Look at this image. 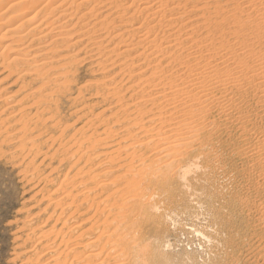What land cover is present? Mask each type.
Wrapping results in <instances>:
<instances>
[{"label":"rangeland","instance_id":"374dc122","mask_svg":"<svg viewBox=\"0 0 264 264\" xmlns=\"http://www.w3.org/2000/svg\"><path fill=\"white\" fill-rule=\"evenodd\" d=\"M13 1L0 0V264H70L71 261V264H82V262L86 264L84 256L88 251L81 249L80 252L73 254L71 249L72 246L79 245V243L81 246L84 245V242L91 236L92 239H90L93 243L98 241L94 243L97 245L93 250L96 252L100 250V258H106L109 262L118 261L117 263H119V260L126 261L128 259L127 262H124L125 264L128 262L129 264H264V212L262 211L264 210V166L263 168L262 165L258 167L254 155L256 152L249 151L255 146L259 149L264 148V97H261L260 100L252 87H243L244 89H241L242 97L231 107L234 118L231 117L227 121L223 117L219 118L217 131L212 132L209 136L204 132L205 137L195 139L197 144L194 140L187 144L186 147L189 149L186 147L174 151L173 148L169 149L167 153L175 158V160L173 158V163L157 160L156 151L159 146L153 142H156L157 137L154 135V131L152 133H154L155 140L147 146L145 144L142 146L141 142L148 140L146 137L151 132L149 131L151 126L158 132H162L163 129L167 131L168 127H171L169 121L173 123L174 118L171 114L169 116L165 114V108H162L160 102L157 105L147 100L154 97L155 92L159 93L162 89L161 85L155 84V87L151 88L153 84H149L151 89L147 87L145 92H142L144 88L140 89L143 82L147 84L145 80L148 82L149 78L158 72L153 66V59L143 61V55L139 60L133 57L143 48L132 50L130 54H120V51L105 52L114 46L119 38L125 39L128 36L123 32L118 35L119 37L111 38L120 30L118 26L124 23L121 22L122 18L116 17L122 8H116L114 5L103 7V3L101 4L99 1L104 2L105 0H91L78 8L75 4L70 5V0L67 2L73 6L69 8V11L73 10L71 13H74L71 14L73 19L66 24L62 22L64 21L63 18L55 19L58 10L53 13L51 12L53 6H44L46 0H41L43 4L45 3L43 6L41 2H37L40 0L32 1L38 3L37 5L29 0H17L22 2L21 5L17 4V6L12 7ZM131 1L123 0L120 3L126 6ZM248 1L188 0L186 2V0H181L178 12L186 11L187 14H184V18L179 19V22L177 21L173 24L174 26H171L172 30L174 28L176 30L173 36L175 34L178 36L175 39L178 41L177 47L180 51L175 50L176 56L174 53L170 56L168 53L165 54L167 61L169 58V62H171L173 58L170 57L174 56L177 57V60L186 62L188 57L192 59L193 56L199 57L201 54L210 56L208 58L210 61L212 55L217 54L218 68L221 71L226 66L235 68V75L238 73L237 78L241 80L245 73H250L252 70L250 67H253L256 57L258 59L262 52L264 53V23L262 19H259L262 22L259 21L261 22L260 28L257 29L252 21L258 18V10L264 6V0H262V4L258 0H250L249 3ZM251 4L258 6L259 9L254 10ZM220 5L225 9L221 11ZM93 6L94 8L97 7V10L93 9L90 12V15L86 17L89 20L80 18L86 9ZM137 6H139V2H136L131 10ZM34 7H37V10ZM45 7L48 12L42 11ZM183 7L185 8L183 9ZM38 8L40 9L38 10ZM28 11L29 13H27ZM96 11H99L98 14ZM202 12L204 16L212 12L213 15L209 14V16L204 17ZM38 13L39 15H37ZM92 14H96V16ZM33 15L35 20H31V22L38 21L37 30L28 34L26 38L19 39V34L23 31L29 33L27 29L32 25L30 17ZM144 15L134 14L133 18L126 14V18L124 16L122 21L126 20L125 22L137 25V20L140 21ZM212 18L213 20L210 22L209 20ZM220 18H222L223 23ZM101 19L104 21L103 26L100 25L101 21L99 20ZM85 20L91 23L97 22V26L93 27L92 30L101 28L100 31L98 30L102 35L100 39L98 38L101 40L102 47L100 49L108 45L107 50L106 48L105 51L103 50L104 53L100 50L98 53L96 51L95 54L90 52L94 40L89 38L92 30L88 34L85 32L87 28L91 27V24L88 27L85 26ZM110 20L111 22H109ZM191 20L193 23H190ZM61 22L64 24L62 25ZM190 24L191 26L194 24L192 27L195 28H191ZM106 25L108 26L107 29L105 28ZM177 26L178 28H176ZM211 27L215 28L212 29ZM48 28L55 29L49 30ZM178 30L182 33L181 35ZM179 36L182 37L180 41ZM98 39L95 38V40ZM110 39L111 41L108 42ZM180 43L185 47L182 48L183 45L181 46ZM16 47H25V50L29 48L27 51L29 55H21L23 61L25 58L28 60L25 61L24 65L26 64L25 66L29 70L25 71L24 74L21 72L19 74V67L15 68V65L20 66L21 64L10 63L13 55L10 50ZM195 50L196 52H194ZM161 56L159 55V59L162 58ZM183 57L186 59H184L185 61L182 60ZM177 60L174 58V62L172 61L175 69L179 70V68L185 67L187 62L180 67L181 64L178 65ZM234 61H238L237 64ZM139 62H143L142 72H140L142 80L138 79V76L134 77L135 73L132 69V65ZM36 64L38 68L44 66V69H37ZM130 67L133 71H128ZM154 69L155 74H152ZM159 76H163V74L161 73ZM166 80L164 81L166 86L176 84L170 79ZM136 81L139 83L137 84ZM259 95L261 94L259 93ZM217 96L219 95L217 94ZM147 111H153V113L150 114ZM152 115L155 116V121L152 119ZM170 116L173 121L170 120ZM141 119L146 120H142V123ZM149 121L151 123L148 125ZM161 122L166 124L160 125ZM142 124L145 128L142 127ZM243 128L244 133H239ZM143 132L145 133L143 134ZM209 138L210 140H207ZM208 142H211V145H208ZM253 144L254 146H252ZM191 146L192 148H190ZM241 149L244 150L241 151ZM212 150L215 152L213 153ZM245 152L246 154L250 152L249 155L253 154L254 156H247ZM204 153H206L205 158ZM195 154H200L198 160H189L185 163L187 157ZM176 155L182 156L181 159ZM141 157H145L146 160L141 159ZM176 162L178 165L175 164ZM162 165L163 168L159 167ZM137 166H142L141 168L144 169L146 167V171L143 169L142 172L136 171ZM140 167L138 170L141 169ZM125 168L130 171L126 172ZM147 168L150 169L147 170ZM181 168L189 170L184 178L177 174ZM133 172L135 174L131 177L130 174ZM157 173L158 175H156ZM125 174L128 179L127 177L124 178ZM133 176L139 178L135 180ZM130 177L133 178L134 183L130 182ZM101 181L106 186L100 184ZM124 183L126 187H124ZM129 183L133 184L130 188L128 187ZM101 186H104L102 187L104 190L101 189ZM119 186L121 188L117 189ZM107 187L109 188L106 189ZM127 187L129 189L123 190ZM117 191L130 193L128 195L126 192L125 196L123 194L125 192H122V196H120L117 195ZM113 193L118 196H114L115 198L121 197V199H116L119 200L118 202L112 198ZM132 194H136L137 197H135L136 195L132 196ZM106 195L109 199L107 201L106 199L105 201L102 200ZM138 196L142 199L139 200ZM127 200V203H123L128 204L130 201L133 203L130 202V205L127 206L124 204L128 208L125 210V207L119 204ZM134 200L138 202L136 203ZM111 203H114L115 207L110 205ZM99 204L100 206H98ZM102 206L104 210H102ZM112 208L113 211H111ZM116 210L120 220L116 218ZM129 210L131 216L128 214ZM122 211L125 214H122ZM107 213L109 214L107 215ZM103 220L105 221L103 222ZM117 221L120 223L119 228H116L118 226ZM107 222H109L108 225ZM114 226H116L117 231H120L119 233L113 228ZM112 229L115 232L113 234ZM103 233L106 234L103 235ZM127 236L134 237L131 239ZM96 237H101V240H96L98 239ZM113 237L115 240L111 239ZM106 239H110L112 242L109 244V240ZM123 239L127 242L125 243ZM74 242L76 244L73 245ZM101 242L105 243V247L108 246V248L105 249ZM119 243L121 248L123 247L121 250ZM127 244L130 250H127ZM101 247L104 249L103 251ZM105 250L107 253L112 250L111 257L107 256ZM115 250L117 252L120 250L122 254H125L124 258L120 252L115 253ZM88 262L87 264H93L94 261Z\"/></svg>","mask_w":264,"mask_h":264},{"label":"bare ground","instance_id":"6f19581e","mask_svg":"<svg viewBox=\"0 0 264 264\" xmlns=\"http://www.w3.org/2000/svg\"><path fill=\"white\" fill-rule=\"evenodd\" d=\"M26 1V0H25ZM31 3H33L34 2V0H29ZM33 1V2H32ZM70 1V0H46V1H44V2H46V5H44L42 2H41V0L40 1H37V2H41L42 3V6L44 5V6H49V5H51V6H53V7H51L52 9H51V12H53L54 13V11H56V10H58V14H57V17L55 18L56 20L57 19H59V18H63L64 19V21H62V22H64V23H66L67 24V22H69V21H71L73 18H71V17H73V16H71V14H73V13H71L72 11L70 10L69 11V8H72V6H70L71 4H75L76 5V7H78V8H80V7H82V6H84V5H86L89 1H91V0H71L70 2H69V4H68V2ZM123 0H105L104 2L103 1H99V2H101V4L103 3V7H111V6H113L114 5V7H116V8H119V7H121L122 9H121V11H120V13H117L116 14V17L117 18H119V19H123V17L126 15V14H129L130 16H132L133 18H134V14H137L138 16H140V15H143V14H145L143 17H142V19H140V21H138L137 20V22H136V24L137 25H133V23H128V22H125L124 20L122 21V19H121V22H124L122 25L120 24L118 27L120 28V30H121V32H117V33H115L114 35H112V37L111 38H113V37H116V36H118V35H120V34H122L123 32H125L128 36L127 37H125V39H122V37H121V39L119 38V41H116L114 44V46H112L111 48H108L107 46L108 45H106V46H104V48H101L100 49V47H102L101 46V40H99L100 38H101V33L99 32L100 30H101V28L100 29H98V28H94V30H92L93 29V27H95V26H97V22H90V21H87L86 22V20H89V19H87L86 17H88L89 15H90V12L91 11H93V9H96L97 10V7H95L94 8V6L93 7H90L89 9H86L81 15H80V18H86V20H85V26H87L88 27V25L89 24H91V27H89V28H87L86 29V34H88V32L90 31V30H92V32H90L91 33V35H89V38H90V40H94V41H92V46H91V49H90V52H92V54H95V52L97 51V53H98V51L100 50V52H103V50L107 47L108 48V50H107V48H106V50L107 51H105V52H109V51H112V52H115V51H120L119 53L120 54H122V53H131V51L132 50H136V49H140V48H143L139 53H135L134 54V58H136L137 60H139L140 58H141V56L143 55V57H144V59H143V61H147L148 59L150 60V59H153V66H155L154 68L155 69H157V71L158 72H160V74L162 73L163 74V76H159L160 74H158L157 75V73L155 74V69H154V72H152V74L154 73L155 75H153L152 77H150L149 78V80H148V82L145 80V82L147 83V84H144V82H143V84L140 82V84H142V86L140 87V85H138L139 87H140V89H143L144 88V91H142V92H145V90H147V87L149 88L150 86H149V84L151 85V84H153V86L151 87V88H154L155 86V84H157V85H161V87H162V89L159 91V93H157V92H155L156 94H154V97H150V98H148L147 100L148 101H150L152 104H154V103H161L162 104V108L164 109L165 108V114H168L167 116H169L170 114L172 115V117L174 118V121L172 120V118H171V116L169 117L170 118V120L171 121H173V123H170V121H169V124L171 125V127H168V129H167V131H164V129L162 130V132L161 131H157L156 129H154V127H150L151 128V130H149V131H151V132H149L150 134L146 137V139H148V140H145V141H143V142H141V144H142V146H143V144H145L146 146H147V144H149V143H151L153 140H155V136H157L156 137V142L155 141H153L157 146H159L158 148H157V151L156 150H154L153 149V151H156L155 153H156V155L158 156V158H157V160H162V161H165L166 163L167 162H170L171 161V163H173L172 161H174L175 160V158H174V160H173V158H172V156H170V154H168L167 153V151L170 149H172L173 151L175 150V149H184L183 147H186L187 146V144H190L189 142L191 141L192 142V140H194L195 141V143L197 142L195 139L197 138V139H201V137H205L206 136V134H204V132H206L207 133V135L209 136V135H211L212 134V132H215V131H217V128H218V126H219V123H218V119L219 118H224V119H226V121H227V119H229V118H234L235 116L233 115V113L231 112V107H233L234 105V103L235 102H237L241 97H242V91H241V89L244 87H252L253 88V91H255L257 94H256V96H257V98H261V97H264V53L262 52V54H261V56L257 59V57H256V60H255V62H253V67H250V69H252L251 71H250V73L248 72V70H247V72L248 73H245L244 75H243V77H242V79L241 80H239L238 78H237V75H238V73H237V75H235V68H229V67H225L224 69H222V71L218 68L219 67V64H217L218 63V60H217V54H215V55H212V57H211V60L209 61L208 60V58H210V56L209 57H207V56H203L202 54H201V56H199L198 54V56L199 57H197V56H193L192 57V59L190 58V57H188L187 55H186V57H188V60L186 61V62H182L181 60H177L176 58L177 57H174V56H176V53H175V50H177L178 49V52L180 51L179 50V48L177 47L178 46V41H177V39H175L176 37H178L176 34V36L174 37L173 36V33H174V31H176V30H172V28H171V26H174L173 24L174 23H177V21L179 20V19H182V18H184V14L186 15L187 13H185V12H178V10H179V5H181V0H176V1H174V0H132L130 3H127L126 4V6H124L122 3H120V2H122ZM212 1V0H211ZM214 1V0H213ZM219 1H221V0H219ZM245 1V0H244ZM250 1V0H249ZM249 1H248V3H249ZM254 1V0H253ZM253 1H251V2H253ZM259 1H261L260 2V4H262L263 2H262V0H258V2ZM2 2V1H1ZM6 2V1H5ZM29 2V3H30ZM66 2H67V6H66ZM136 2H139V6H137L135 9H133V10H131V7L136 3ZM186 2H188V0H186ZM216 2H218V1H216ZM225 2V1H224ZM250 2V3H251ZM21 3L22 2H19V1H17V0H14L13 2H12V4H11V6L12 7H15L14 5H16L17 6V4H20L21 5ZM36 3V2H35ZM35 3H33V4H35ZM184 3V2H183ZM215 3V2H214ZM38 3H36L35 5H37ZM96 4V3H95ZM100 4V5H101ZM211 4H213V3H211ZM217 4V3H216ZM219 4V3H218ZM8 5V4H7ZM227 5V4H226ZM258 5V4H257ZM99 6V5H98ZM185 6V5H184ZM205 6H206V4H205ZM215 6V5H214ZM219 6V5H218ZM221 6V5H220ZM263 6V5H262ZM10 7V6H9ZM46 7H45V9H42V11L43 10H45V12H48V11H46ZM209 7V6H208ZM222 7V6H221ZM249 7V6H248ZM251 7L253 8L254 7V10H258L259 8H258V6H252V4H251ZM260 7V6H259ZM33 8V7H32ZM35 8V7H34ZM37 8V7H36ZM35 8V10H37ZM44 8V7H43ZM92 8V9H91ZM115 8V9H116ZM180 8H181V6H180ZM185 7H183V9H184ZM241 8V7H240ZM40 8H38V10H39ZM208 9V8H207ZM212 9V8H211ZM210 9V10H211ZM215 9H217V8H215ZM214 9V10H215ZM220 9V8H219ZM224 9H225V7H224ZM223 9V7L221 8V11L222 10H224ZM27 10H29V8H27ZM48 10V9H47ZM105 10V9H104ZM209 10V11H210ZM218 10V9H217ZM233 10H234V8H233ZM41 11V10H40ZM41 11V12H42ZM101 11V10H100ZM189 11V10H188ZM204 11V10H203ZM213 11V10H212ZM241 11V10H240ZM239 11V12H240ZM255 11V12H256ZM259 11V13L257 14V16H258V18H256V19H253L252 21L255 23V27H257V29H259L260 28V26H259V24L263 21V23H264V6L263 7H261V9H259L258 10ZM51 12H49V14H51ZM75 12H76V9H75ZM97 12V11H96ZM99 12V11H98ZM98 12L96 13V14H98ZM116 12H119V11H116ZM208 12V11H207ZM214 13H215V11H213ZM213 12L212 13H208V15H205L206 17L207 16H209V14L211 15H213ZM218 12V11H217ZM224 12V11H223ZM222 12V13H223ZM9 13V12H8ZM15 13V12H14ZM23 13V12H22ZM27 13H29V11L27 12ZM169 13V15L167 16V14ZM10 14V13H9ZM43 14V13H42ZM45 14H47V13H45ZM96 14H94L95 16H96ZM202 14H203V12H202ZM219 14H221V13H219ZM34 15H35V13H34ZM33 15V16H34ZM37 15H39V13L37 14ZM44 15V14H43ZM93 15V14H92ZM93 15V16H94ZM216 15L218 16V14L216 13ZM229 15V14H228ZM240 15V14H239ZM33 16H31L29 19H30V22H31V20H35V16L33 17ZM203 16H204V14H203ZM204 16V17H205ZM215 16V15H214ZM213 16V17H214ZM250 16V15H249ZM5 17V16H4ZM136 17V16H135ZM173 17H175V18H173ZM220 17V16H219ZM218 17V18H219ZM224 17V16H223ZM247 17V16H246ZM7 18V17H6ZM36 18H37V16H36ZM92 18V17H91ZM125 18H126V16H125ZM137 18V17H136ZM185 18H188V17H185ZM195 18V17H194ZM199 18V17H198ZM217 18V17H216ZM226 18V17H225ZM225 18H223V19H225ZM231 18V17H230ZM9 19V18H8ZM54 19V20H55ZM79 19V18H78ZM114 19V18H113ZM205 19V18H204ZM207 19V18H206ZM205 19V20H206ZM221 19V21H222V23H223V20H222V18H220ZM259 19H262V21L261 20H259ZM2 20H3V18H2ZM5 20V19H4ZM75 20V19H74ZM79 20H81V19H79ZM188 20H190V19H188ZM187 20V21H188ZM209 20V19H208ZM213 20V18L212 19H210L209 21L211 22ZM214 20H216V19H214ZM218 20V19H217ZM99 21H101V23H100V25L101 26H103L104 25V21H102V19L101 20H99ZM136 21V20H135ZM182 21V20H181ZM186 21V20H185ZM184 21V22H185ZM227 21V20H226ZM259 21H261V22H259ZM33 22H35V21H33ZM33 22H31L32 23V27L30 26V28H28L27 30H29V33L28 32H25V31H21L22 33L21 34H19V39H22V38H26L27 37V35L28 34H30L31 32H33L34 30H37V28H38V25H37V22H35L34 24H33ZM47 22V21H46ZM45 22V23H46ZM62 22H61V24H62ZM109 22H111V20L109 21ZM108 22V23H109ZM179 22V21H178ZM189 22V21H188ZM192 22V20L190 21V23ZM195 22H196V20H195ZM202 22H203V24H204V21L202 20ZM207 22V21H206ZM210 22H208V23H210ZM219 22H220V20H219ZM218 22V23H219ZM241 22H242V20H241ZM52 23V22H51ZM63 23V24H64ZM107 23V24H108ZM181 23V22H180ZM193 23V22H192ZM197 23H199L198 22V20H197ZM197 23H196V25H197ZM207 23V24H208ZM213 23V22H212ZM216 23V22H215ZM221 23V22H220ZM262 23V24H263ZM3 24V23H2ZM62 24V25H63ZM52 25V24H51ZM185 25V24H184ZM194 25V24H193ZM192 25V26H193ZM195 25V26H196ZM67 26V25H66ZM169 26V27H168ZM180 26H181V24H180ZM180 26H179V28H180ZM189 26H191V24L189 25ZM191 26V28H195V27H192ZM207 26V25H206ZM209 26H210V24H209ZM212 26V25H211ZM49 27H50V25H49ZM59 27V26H58ZM61 27V26H60ZM108 28V26L106 25L105 26V28ZM181 27H183V26H181ZM188 27V26H187ZM197 27V26H196ZM45 28V26L43 27V29ZM62 28V27H61ZM65 28V27H64ZM106 28V29H107ZM118 28V29H119ZM176 28H178V26L176 27ZM185 28V27H184ZM207 28V27H206ZM212 29L213 28H215V27H211ZM217 28H218V26H217ZM216 28V29H217ZM221 28H222V25H221ZM47 29V28H46ZM49 30L50 29H53V28H48ZM55 29V28H54ZM53 29V30H54ZM117 29V30H118ZM181 29V28H180ZM188 29V28H187ZM25 30V29H24ZM99 30V31H98ZM182 30V29H181ZM211 30V29H210ZM48 31V30H47ZM52 31V30H51ZM179 32L178 33H180V30H178ZM183 31H184V29H183ZM215 31V30H214ZM217 31V30H216ZM222 31V30H221ZM19 32V31H18ZM49 32V31H48ZM62 32V31H61ZM70 32V31H69ZM96 32H97V34H96ZM185 32V31H184ZM211 32V31H210ZM20 33V32H19ZM36 33V32H35ZM60 33V32H59ZM177 33V32H176ZM191 33H193V32H191ZM46 34V33H45ZM84 34V33H83ZM182 33H180V35H181ZM36 35V34H35ZM185 35V33L183 34V36ZM2 36V35H1ZM61 36V35H60ZM64 36V35H63ZM84 36V35H83ZM105 36V35H104ZM104 36H103V38H104ZM204 36H206V35H204ZM106 37V36H105ZM119 37V36H118ZM207 37V36H206ZM1 38V37H0ZM3 38V37H2ZM95 38H99L98 40H95ZM117 38V37H116ZM127 38V39H126ZM179 41L181 40V38L182 37H180L179 36ZM186 38V37H185ZM190 38V37H189ZM208 38V37H207ZM212 38V37H211ZM216 38V37H215ZM224 38V37H223ZM82 39V38H81ZM187 39V38H186ZM209 39V38H208ZM53 40V39H52ZM104 40V39H103ZM190 40H191V38H190ZM197 40V39H196ZM20 41V40H19ZM80 41V40H79ZM109 41H111V39L110 40H108V42ZM189 41V40H188ZM209 41H211V39H209ZM88 42V41H87ZM107 42V43H108ZM185 42V41H184ZM190 42V41H189ZM188 42V43H189ZM212 42V41H211ZM182 43V42H181ZM180 43V45L182 46L183 44H181ZM186 43V42H185ZM193 43V42H192ZM214 43V42H213ZM261 43V42H260ZM10 44V43H9ZM104 44V43H103ZM187 44V43H186ZM212 44V43H211ZM194 45V44H193ZM214 45V44H213ZM39 46V45H38ZM180 46V47H181ZM189 46V45H188ZM195 46V45H194ZM215 46V45H214ZM7 47V46H6ZM5 47V48H6ZM183 47H185L184 45L182 46V48ZM190 47V46H189ZM200 47H201V45H200ZM236 47V46H235ZM9 48V47H8ZM12 48V47H11ZM25 47H23V48H15V49H13V50H10V52L11 53H13V55H12V57H11V59H10V63H13V64H21L20 66L18 65V66H16L15 65V68H18V70H19V74H20V72L21 73H25V71H27V70H29V68L27 67V66H25L24 65V63H25V61H28L25 57V61H23V57L21 56V55H24V56H26L25 54H28V50H29V48L27 49V50H25L24 49ZM118 48H120L119 50H118ZM182 48H181V51H182ZM186 48H187V45H186ZM194 48V47H193ZM196 48V47H195ZM199 48V47H198ZM209 48V47H208ZM50 49V48H49ZM82 49V48H81ZM202 49H203V47H202ZM201 49V50H202ZM232 49V48H231ZM87 50V49H86ZM191 50V49H190ZM205 50V49H204ZM187 51V50H186ZM199 51V50H198ZM208 51H209V49H208ZM207 51V52H208ZM100 52H99V54H100ZM187 52H189V51H187ZM194 52H196V50L194 51ZM203 52V51H202ZM206 52V51H205ZM210 52V51H209ZM256 52V51H255ZM254 52V53H255ZM104 53V52H103ZM110 53V52H109ZM118 53V52H117ZM169 54V56L172 54V53H174L175 55L173 56V57H170V58H173L172 59V61L174 60V58H175V60H177L179 63H177L178 65L179 64H181L180 65V67L182 66V64H185L186 63V65H185V67H183V68H179V70H177V69H175L174 67H175V65L173 66V63H172V61L171 62H169V58H168V61H167V56H165V54ZM183 53V52H182ZM182 53H180L181 54V56H182ZM197 53H199V52H197ZM179 54V53H178ZM190 54V53H189ZM192 54V53H191ZM213 54V53H212ZM252 54V53H251ZM29 55V54H28ZM36 55V54H35ZM74 55V54H73ZM119 55V54H118ZM149 55H151V56H149ZM153 55V56H152ZM159 55H162L161 57L162 58H160L159 59ZM193 55V54H192ZM196 55V54H195ZM209 55V54H208ZM235 55V54H234ZM256 55V54H255ZM259 55V53L257 54V56ZM91 56V55H90ZM147 56H149V57H151V58H149V57H147ZM168 56V57H169ZM178 56V55H177ZM73 57V56H72ZM99 57V56H98ZM179 57H180V55H179ZM185 57V56H184ZM183 57V59L182 60H184L185 58ZM232 57V56H231ZM132 58V57H131ZM181 58V57H180ZM189 58H190V60H189ZM229 58V57H228ZM49 59V58H48ZM54 59V58H53ZM92 59V58H91ZM135 59V60H136ZM179 59V58H178ZM244 59V58H243ZM46 60V59H45ZM51 60V59H50ZM74 60V59H73ZM186 60V59H185ZM184 60V61H185ZM41 61V60H40ZM44 61V60H43ZM133 61V60H132ZM215 61H217V62H215ZM245 61V60H244ZM243 61V62H244ZM42 62V61H41ZM76 62V61H75ZM174 62V61H173ZM235 63L236 62H238V61H234ZM240 62V61H239ZM120 63V62H119ZM143 63V62H142ZM142 63H135L136 65H132L133 67H132V69H134V71L133 70H131V67L129 68V70L128 71H133L132 72V74H134L133 76L134 77H136V76H138V79L140 78V72H142L141 71V66H143L142 65ZM145 63V62H144ZM191 63V64H190ZM235 63H234V65H235ZM242 63V62H241ZM240 63V64H241ZM23 64V65H22ZM108 64V63H107ZM117 64V63H116ZM123 64H124V62H123ZM134 64V63H133ZM237 64V63H236ZM239 64V65H240ZM65 65V64H64ZM63 65V66H64ZM244 65V64H243ZM8 66V65H7ZM25 66V67H24ZM36 66H37V64H36ZM41 66H43V65H41ZM177 66V65H176ZM31 67V66H30ZM44 67V66H43ZM38 68V66L36 67L37 69H44V68ZM107 67V66H106ZM240 67V66H239ZM238 67V68H239ZM35 68V67H34ZM125 68V67H124ZM9 69V68H8ZM108 69H110V68H108ZM146 69H148V68H146ZM174 69V70H173ZM33 70V69H32ZM48 70V69H47ZM46 70V71H47ZM104 70V69H103ZM121 70V69H120ZM143 70V69H142ZM16 71H17V69H16ZM37 71V70H36ZM44 71V70H43ZM2 72V71H1ZM68 72V71H67ZM252 72V73H251ZM128 73V72H127ZM145 73V72H144ZM151 73V72H150ZM221 73V74H220ZM222 73H224V75H222ZM27 74H28V72H27ZM45 74V73H44ZM141 74H143V73H141ZM239 74H240V72H239ZM150 75V74H149ZM148 75V76H149ZM52 76V75H51ZM114 76V75H113ZM130 76V75H129ZM132 76V75H131ZM147 76V77H148ZM19 77V76H18ZM38 77V76H37ZM42 77V76H41ZM39 78V77H38ZM50 78V77H49ZM142 78V77H141ZM140 78V79H141ZM57 79V78H56ZM55 79V80H56ZM115 79V78H114ZM137 79V80H138ZM166 79H170V81H172V82H175L176 84H171L170 86H166V84H165V80ZM120 80H121V78H120ZM142 80V79H141ZM139 81V80H138ZM167 81V80H166ZM162 82H164V83H162ZM136 83L138 84L139 82H137L136 81ZM167 83H168V81H167ZM86 84V83H85ZM84 84V85H85ZM165 84V85H164ZM170 84V83H169ZM132 85V84H131ZM90 86V85H89ZM136 87H137V85H136ZM160 87V86H159ZM160 87V88H161ZM151 88H149V89H151ZM243 88V89H244ZM36 90V89H35ZM127 90V89H126ZM34 91V90H33ZM114 92V91H113ZM110 93V92H109ZM108 93V94H109ZM116 93V92H115ZM125 93V92H124ZM150 93V92H149ZM259 93L261 94V95H259ZM217 94L219 95V96H217ZM245 95V94H244ZM9 96V95H8ZM151 96V95H150ZM149 97V96H148ZM131 98V97H130ZM146 98H147V96H146ZM262 99V98H261ZM260 99V100H261ZM143 101H145V100H143ZM142 101V102H143ZM264 101V100H263ZM121 103V102H120ZM138 104V103H137ZM140 104H141V102H140ZM149 105H150V103H148ZM155 104V105H156ZM158 105V104H157ZM236 105V104H235ZM239 105V104H238ZM111 106V105H110ZM109 106V107H110ZM159 106H160V104H159ZM158 106V107H159ZM151 108H152V105H151ZM157 108V107H156ZM159 108H161V107H159ZM158 108V109H159ZM150 109V108H149ZM155 109V108H154ZM147 110V109H146ZM153 110V109H152ZM160 110V109H159ZM235 110V109H234ZM104 111V110H103ZM157 111V110H156ZM242 111V110H241ZM131 112V111H130ZM144 112H145V110H144ZM150 112V114H152L153 113V111L151 112V111H147V113H149ZM115 113V112H114ZM158 113V112H157ZM138 114V113H137ZM159 114V113H158ZM163 114V113H162ZM165 114H163V115H165ZM144 115H145V113H144ZM143 115V116H144ZM147 115H149V114H147ZM96 116H97V114H96ZM117 116V115H116ZM150 117V116H149ZM152 119L154 120L155 118V116H153L152 115ZM163 117V116H162ZM151 118V117H150ZM149 118V119H150ZM165 118H167V117H165ZM146 119H147V116H146ZM146 119H141V122H142V120L143 121H145ZM159 119H160V116H159ZM167 120V119H166ZM218 120V121H217ZM220 120H222V119H220ZM243 120V119H242ZM155 121V120H154ZM157 121H159V120H157ZM163 121L165 122V119H163ZM162 121V122H163ZM129 122V121H128ZM138 122H140L139 120H138ZM161 122V124L160 125H162L163 123ZM238 122V121H237ZM134 123V122H133ZM137 123V122H136ZM143 123V122H142ZM149 123H151L150 121L148 122V125H149ZM227 123V122H226ZM135 124V123H134ZM141 124V123H140ZM166 124V123H165ZM165 124H163V125H165ZM153 125V124H152ZM139 126V125H138ZM144 126V124H142V127ZM154 126V125H153ZM159 126V125H158ZM173 126V127H172ZM240 126H241V124H240ZM156 127V126H155ZM249 127V126H248ZM124 128V127H123ZM129 128V127H128ZM141 128V127H140ZM139 128V129H140ZM143 128H145V127H143ZM158 128V127H157ZM240 128V127H239ZM147 129V128H146ZM246 129V128H245ZM159 130V129H158ZM166 130V129H165ZM113 131V130H112ZM137 131V130H136ZM135 131V132H136ZM152 131H154V133H152ZM158 133H157V132ZM229 131V130H228ZM244 128H243V130L241 131L240 130V132L239 133H244ZM127 132H128V130H127ZM146 132V131H145ZM145 132H143V134L145 133ZM174 132V133H173ZM117 134V133H116ZM155 136H154V135ZM216 134V133H215ZM214 134V135H215ZM240 134V135H241ZM128 135V134H127ZM143 136V135H142ZM245 137H246V135H244ZM243 136V137H244ZM89 137V136H88ZM212 137V136H211ZM126 138H128V137H126ZM207 138V137H206ZM215 138V137H214ZM106 139V138H105ZM88 140V139H87ZM207 140H210V138L209 139H207ZM213 140H215V139H213ZM206 141V140H205ZM102 143V142H101ZM199 143H200V141H199ZM198 143V144H199ZM215 143H217V142H215ZM97 144V143H96ZM154 144V145H155ZM197 144V143H196ZM98 145V144H97ZM107 145V144H106ZM128 145V144H127ZM194 145V144H193ZM208 145H211V142L209 143L208 142ZM105 146V145H104ZM103 146V147H104ZM215 146V145H214ZM247 146V145H246ZM245 146V147H246ZM252 146H254V144L252 145ZM92 147V146H91ZM128 147V146H127ZM130 147H131V145H130ZM129 147V148H130ZM203 147V146H202ZM204 147H206V146H204ZM213 147V146H212ZM93 148V147H92ZM144 148H145V146H144ZM186 148H188V147H186ZM190 148H192V146L190 147ZM208 148H210L211 149V147H208ZM207 148V149H208ZM244 148V147H243ZM248 148V147H247ZM123 149V148H122ZM128 149V148H127ZM126 149V150H127ZM189 149V148H188ZM187 149V150H188ZM210 149H209V151H210ZM129 150V149H128ZM133 150L135 151V149L133 148ZM186 150V151H187ZM192 149H190V151H191ZM199 150V149H198ZM201 150H202V148H201ZM244 150V149H243ZM242 149H241V151H243ZM254 151V152H256V153H254V155L256 156L255 158H256V165L258 166V167H260V165H262V168H263V166H264V148H261V149H259V148H257L256 146L253 148L252 147V149H250L249 151ZM111 151V150H110ZM132 151V150H131ZM152 151V150H151ZM150 151V152H151ZM152 151V152H153ZM179 151V150H178ZM181 152H182V150H180ZM189 151V150H188ZM187 151V152H188ZM205 151V150H204ZM246 151V150H245ZM251 151V152H252ZM84 152V151H83ZM109 152V151H108ZM129 152V151H128ZM184 152H185V150H184ZM192 152V151H191ZM202 152V151H201ZM212 152H213V150H212ZM215 152V151H214ZM213 152V153H214ZM131 153V152H130ZM96 154V153H95ZM97 154H99V153H97ZM104 154V153H103ZM176 154H178V153H176ZM182 154V153H181ZM180 154V155H181ZM205 154L206 153H204V158H205ZM217 154V153H216ZM215 154V155H216ZM241 154V153H240ZM245 154H246V152H245ZM245 154H243L244 156H245ZM249 154H250V152H249ZM249 154H246L247 156H254L253 154H251V155H249ZM121 155V154H120ZM125 155V154H124ZM140 155V154H139ZM155 155V156H156ZM173 155V154H172ZM185 155V154H184ZM94 156H96V155H94ZM110 156V155H109ZM125 156H127V155H125ZM124 156V157H125ZM136 156V155H135ZM156 156V157H157ZM174 156V155H173ZM177 156V155H176ZM207 156H210V155H207ZM88 157V156H87ZM112 157H114V156H112ZM111 157V158H112ZM116 157H118V156H116ZM132 157V156H131ZM177 157H179L180 159H181V157L178 155ZM198 157H200V154H195V155H191L190 157H187L186 159H185V163H187L189 160H198ZM201 157H203L202 156V154H201ZM212 157V156H211ZM213 157H216V156H214L213 155ZM212 157V158H213ZM74 158V157H73ZM110 158V159H111ZM134 158V157H133ZM143 158V160L145 159V157H141V159ZM209 158V157H208ZM248 158V157H247ZM252 158V157H251ZM250 158V159H251ZM131 159V158H130ZM146 159H147V156H146ZM145 159V160H146ZM152 159V158H151ZM150 159V160H151ZM109 160V159H108ZM117 160V159H116ZM124 160H125V158H124ZM134 160V159H133ZM142 160V161H143ZM105 161V160H104ZM113 161V160H112ZM118 161V160H117ZM130 161H132V160H130ZM177 161V160H176ZM113 162H115V161H113ZM128 162H129V160H128ZM128 162H124V163H128ZM151 162H153V161H151ZM157 162V161H156ZM120 163V162H119ZM132 163V162H131ZM150 163V162H149ZM161 163V162H160ZM100 164V163H99ZM141 164V163H140ZM139 164V165H140ZM163 164H165V163H163ZM175 164H177V162L175 163ZM122 165V164H121ZM120 165V166H121ZM137 165V164H136ZM178 165V164H177ZM96 166H98V165H96ZM107 166V165H106ZM109 166V165H108ZM142 166H143V164H142ZM141 166V167H142ZM169 166V165H168ZM167 166V167H168ZM113 167V166H112ZM138 167V166H137ZM140 167V166H139ZM138 167V168H139ZM140 167V168H141ZM144 167V166H143ZM155 167H156V165H155ZM159 167H161V168H163L164 166L162 165V166H159ZM106 168V167H105ZM108 168V167H107ZM130 168V167H129ZM138 168L136 169V167H135V169H136V171H140V172H142L141 170L143 169V170H145L146 171V167H145V169L144 168H141L140 170H138ZM154 168V167H153ZM160 168V169H161ZM169 168H171V167H169ZM79 169V168H78ZM112 169V168H111ZM126 169V168H125ZM128 169V168H127ZM127 169L125 170L126 172H129L130 170H128L127 171ZM148 169H150V168H147V170ZM116 170V169H115ZM132 170V169H131ZM134 170V169H133ZM155 170V169H154ZM112 171V170H111ZM164 172H165V170H163ZM168 171V170H167ZM82 172V171H81ZM92 172V171H91ZM150 173H151V171H149ZM156 172V171H155ZM155 172H153V174H155ZM162 172V171H161ZM169 172V171H168ZM262 172V171H261ZM84 173V172H83ZM125 173V172H124ZM166 173V172H165ZM189 173V170L188 169H186V168H181L180 170H178V172H177V174H179V176L180 177H182V178H184L185 177V175H187ZM98 174V173H97ZM110 174V173H109ZM116 174V173H115ZM133 174H135L134 172L132 173V174H130L131 175V177H132V175ZM147 174H148V172H147ZM260 174V173H259ZM264 174V173H263ZM81 175V174H80ZM89 175V174H88ZM106 175H107V173H106ZM112 175V174H111ZM120 175V174H119ZM138 175V174H137ZM137 175H134V176H137ZM156 175H158V173L156 174ZM261 175H262V173H261ZM101 176V175H100ZM123 176V175H122ZM134 176H133V178H134ZM139 176V175H138ZM263 176V175H262ZM116 177V176H115ZM125 177H127L126 176V174L124 175V178ZM129 178V179H131L130 180V182H133L132 181V179L133 178ZM139 177H142V176H139ZM139 177H136V178H139ZM155 177V176H154ZM157 177V176H156ZM177 177H178V175H177ZM86 178V177H85ZM136 178H134L135 180H136ZM127 179H128V177H127ZM126 179V180H127ZM89 180V179H88ZM263 180V179H262ZM72 181V180H71ZM115 181V180H114ZM128 181V180H127ZM90 182H92V181H90ZM105 182V181H104ZM116 182H118V181H116ZM136 182V181H135ZM85 183V182H84ZM100 183V182H99ZM112 183V182H111ZM126 183V182H125ZM124 183V187H126L125 184ZM134 183V182H133ZM142 183V182H141ZM150 183V182H149ZM263 183V182H262ZM100 184H104L105 186H106V184L105 183H102V181H101V183ZM99 184V185H100ZM121 184H122V182H121ZM130 184V183H129ZM83 185H85V184H83ZM92 185H94V184H92ZM123 185V184H122ZM121 185V186H122ZM132 185L133 184H130L128 187L130 188V187H132ZM98 186V185H97ZM112 186V185H111ZM121 186H119L117 189H119V188H121ZM139 186V185H138ZM102 187H104V186H101V189H103ZM109 187H110V185H109ZM109 187H107L106 189H108ZM124 188L123 190H127V189H129V188ZM263 187V186H262ZM92 189H94L93 187H91ZM95 188H97V187H95ZM122 188H123V186H122ZM137 188H139L140 189V187H137ZM136 188V189H137ZM89 189V188H88ZM116 189V190H117ZM132 189V188H131ZM145 189V188H144ZM104 190V189H103ZM133 190V189H132ZM131 190V191H132ZM143 190V189H142ZM84 191V190H83ZM96 191V190H95ZM111 191V190H110ZM129 191V190H128ZM128 191H121V193L122 192H125V193H123V194H125V196H126V192H128ZM136 191V190H135ZM135 191H133V192H135ZM65 192V191H64ZM67 192V191H66ZM72 192V191H71ZM102 192V191H101ZM116 192V191H115ZM118 193H119V191H117ZM141 192V191H140ZM80 193V192H79ZM90 193V192H89ZM117 193V195H120V196H122L121 195V193H119L118 194ZM129 193L130 192H128V195H129ZM139 193V192H138ZM77 194H78V192H77ZM96 194V193H95ZM112 194V193H111ZM114 195H113V197L112 198H115V197H118V196H115V193H113ZM140 194V193H139ZM71 195V194H70ZM109 195V194H108ZM127 195V196H128ZM134 195H136V194H132V196H134ZM141 195V194H140ZM142 195H143V193H142ZM69 196V195H68ZM85 196H87V195H85ZM84 196V197H85ZM115 196V197H114ZM131 196V197H132ZM83 197V198H84ZM105 197V196H104ZM103 197V198H104ZM108 196L106 195V197L104 198V199H102V200H104L105 201V199H106V201L109 199V198H107ZM129 197V196H128ZM135 197H137V195L135 196ZM134 197V198H135ZM122 198H125V197H122ZM138 198H139V200L140 199H142V197L140 198L139 196H138ZM116 199H121V197H119V198H115V200ZM126 199V198H125ZM129 200H130V198H128ZM61 200V199H60ZM94 200V199H93ZM114 200V199H113ZM133 200V199H132ZM137 200V199H136ZM101 201V200H100ZM117 202L119 201V200H116ZM92 202V201H91ZM99 202V201H98ZM114 202V201H113ZM116 202V203H117ZM121 202V201H120ZM123 202H128V200L127 201H122V204H119V205H123L124 207H125V205L127 206L128 204H125V203H123ZM134 202H136L135 200H134ZM138 202V201H137ZM136 202V203H137ZM57 203V202H56ZM102 203H103V201H102ZM102 203H100V204H102ZM115 203V204H116ZM131 203H133V202H131ZM100 204L98 205V206H100ZM103 204H105V202L103 203ZM108 204V203H107ZM125 204V205H124ZM263 204V203H262ZM90 205V204H89ZM94 205V204H93ZM110 205H113L114 206V203L112 204H110ZM118 207H120L118 204H116ZM130 205V204H129ZM143 205V204H142ZM109 206V205H108ZM116 206V208L118 209V207ZM110 207H112V206H110ZM115 207V206H114ZM113 207V208H114ZM134 207V206H133ZM262 207V206H261ZM95 208V207H94ZM113 208H112V210L111 211H113ZM132 208V207H131ZM101 209V208H100ZM107 209H108V207H107ZM115 209V208H114ZM121 209H122V207H121ZM125 210L126 209H128V208H124ZM123 209V210H124ZM130 209V208H129ZM135 209V208H134ZM262 209H263V207H262ZM102 210H104V208H103V206H102ZM109 210H110V208H109ZM95 211H96V209H95ZM98 211V210H97ZM99 211H101V210H99ZM132 211H133V209H132ZM263 212H264V210H262ZM118 211L116 210V214H117V216H116V218L118 219V220H120L119 218H118V213H117ZM124 211H122V214H125V213H123ZM128 212V211H127ZM262 212V213H263ZM104 213V212H103ZM129 213H131L130 212V210H129V212H128V214ZM133 213V212H132ZM109 213H107V215H108ZM264 214V213H263ZM93 215H94V213H93ZM99 215V214H98ZM106 215V214H105ZM130 216H131V214H129ZM128 215V217L130 218V216ZM113 216V215H112ZM125 216V215H124ZM95 217V216H94ZM101 217V216H100ZM103 217H104V215H103ZM115 217V216H114ZM103 219H105V218H103ZM106 219H107V217H106ZM113 219V218H112ZM127 219V218H126ZM108 220V219H107ZM113 220H116V219H113ZM105 220H103V222H104ZM109 221V220H108ZM125 221H127V220H125ZM136 221V220H135ZM134 221V222H135ZM110 222V221H109ZM109 222H107V225L109 224ZM113 222V221H112ZM115 222V221H114ZM120 222V221H119ZM100 223V222H99ZM116 223V222H115ZM117 223H118V221H117ZM98 224V223H97ZM119 224L120 223H118V226L116 227V226H114L113 228L115 229V227L116 228H119L120 226H119ZM78 225H80V224H78ZM106 225V226H107ZM113 225V224H112ZM82 226V225H81ZM94 226V225H93ZM125 226H126V223H125ZM136 226V225H135ZM89 228V227H88ZM107 228V227H106ZM111 228V227H110ZM103 229V228H102ZM108 229H109V227H108ZM135 229V228H134ZM85 230V229H84ZM83 230V231H84ZM116 230V229H115ZM79 231V230H78ZM81 231V230H80ZM97 231V230H96ZM103 231V230H102ZM126 231H127V229H126ZM59 232V231H58ZM90 232V231H89ZM110 232V231H109ZM112 234L113 233H115L114 231H113V229H112ZM111 232H110V234H111ZM116 232H120V231H117L116 230ZM121 232H122V230H121ZM123 232H125L124 231V229H123ZM81 233H83V232H81ZM86 233V232H85ZM100 233H102V232H100ZM108 233V232H107ZM84 234V233H83ZM106 233H103V235H105ZM109 234V233H108ZM109 234V235H110ZM136 234V233H135ZM79 235V234H78ZM88 235V234H87ZM90 235H92V234H90ZM101 235V234H100ZM109 235H108V238H109ZM119 235V234H118ZM127 235V234H126ZM125 235V236H126ZM129 235H131L130 234V232H129ZM80 236V235H79ZM82 236V235H81ZM97 236H99V235H97ZM114 236V235H113ZM136 236V235H135ZM87 237V236H86ZM92 237V236H91ZM90 237V238H91ZM110 237H112V235H110ZM116 237H117V235H116ZM127 237H130V236H127ZM126 237V240H128V238ZM134 236H132V238H133ZM89 238V237H88ZM89 238V239H90ZM96 238H98V237H96ZM101 238V237H100ZM100 238H98V239H96V240H101ZM104 238V237H103ZM103 238H102V240H103ZM107 238V237H106ZM115 237H113V238H111V239H114ZM131 238V237H130ZM131 238V239H132ZM64 239V238H63ZM79 239V238H78ZM85 239V238H84ZM87 239L86 240V242H84V245L82 244V246L80 245V243H79V245L77 244V245H74V244H76L75 242L73 243V245L74 246H72V252H73V254H75L76 252H80V250L81 249H84L85 251L87 250L88 252L85 254V263L87 264V263H89L88 261H90L91 260V263H92V261H94L95 262V264H119V263H121V262H127V258H128V254L126 255L127 256V258L125 257V259H127L126 261L123 259L124 258V255L125 254H122L121 253V249L123 248H121V244L119 243V252L121 253V255H123V260L124 261H121V260H119V263H117V262H115V261H111V262H109L106 258H105V256H103L105 259H102V257L100 258V255H101V253L99 252H96V251H94L93 249L94 248H96V245H94V243H97L98 241H96V242H94L93 243V241L90 239ZM95 239V238H94ZM93 239V240H94ZM107 240V239H106ZM109 240V241H108ZM107 241L109 242V244H110V242H112V241H110V239H108ZM115 240V239H114ZM120 240V239H119ZM124 241H125V243L127 242L125 239H123ZM61 241V240H60ZM133 241V240H132ZM131 241V242H132ZM52 242V241H51ZM105 242V241H104ZM120 242V241H119ZM130 242V241H129ZM129 242H128V244H129ZM135 242V241H134ZM61 243V242H60ZM102 243V242H101ZM106 243V242H105ZM105 243L103 244V247L106 249V248H108V246L107 247H105ZM116 243V242H115ZM114 243V244H115ZM121 243H122V241H121ZM66 244V243H65ZM113 244V245H114ZM128 244H127V246H128ZM137 244V243H136ZM144 244V243H143ZM49 245V244H48ZM58 245V244H57ZM72 245V244H71ZM107 245V244H106ZM125 245V244H124ZM70 246V245H69ZM99 246V245H98ZM97 246V247H98ZM100 246H102V245H100ZM111 246H112V244H111ZM116 246V245H115ZM65 247V246H64ZM113 247V246H112ZM134 247V246H133ZM69 248H71V247H69ZM68 248V249H69ZM102 248V247H101ZM100 248V249H101ZM149 248V247H148ZM99 249V248H98ZM109 249H110V247H109ZM109 249H107V250H109ZM114 249V248H113ZM138 249V248H137ZM64 250V249H63ZM96 250V249H95ZM102 251L104 250L103 248L101 249ZM127 250H130V248H129V246H128V249ZM149 250V249H148ZM101 251V252H102ZM106 251V250H105ZM112 251V250H111ZM111 251H110V253H109V251H108V253H107V251H106V253H107V256L109 257L110 255H111ZM114 251V250H113ZM116 251V250H115ZM146 251V250H145ZM61 252V251H60ZM119 252H115V253H119ZM124 252V251H123ZM105 253V252H104ZM128 253V252H127ZM132 253V252H131ZM61 254V253H60ZM83 255V254H82ZM106 255V254H105ZM113 255H115V254H113ZM118 255H120V254H118ZM77 256V255H76ZM75 256V258H77ZM73 257V256H72ZM80 257V256H79ZM111 257V256H110ZM115 257H117V256H115ZM118 257H120V256H118ZM136 257H137V255H136ZM83 258V257H82ZM153 258V257H152ZM64 259V258H63ZM68 259V258H67ZM101 259V261H99ZM137 259V258H136ZM64 260H66V259H64ZM70 260V259H69ZM81 260V259H80ZM140 260V259H139ZM60 261V260H59ZM78 261V260H77ZM97 261H99L98 263H96ZM82 262V261H81ZM94 262H93V264H94ZM144 262V261H143ZM61 263V262H60ZM72 263V261L70 262V264ZM76 263V262H75ZM80 264V263H79ZM82 264H83V262H82ZM125 264V263H124ZM128 264H129V262H128ZM135 264V263H134ZM144 264V263H143Z\"/></svg>","mask_w":264,"mask_h":264}]
</instances>
